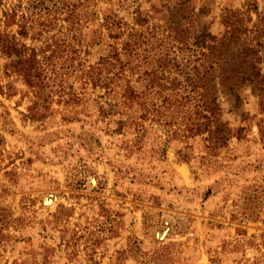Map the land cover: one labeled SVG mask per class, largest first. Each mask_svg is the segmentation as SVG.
<instances>
[{"label": "rangeland", "instance_id": "374dc122", "mask_svg": "<svg viewBox=\"0 0 264 264\" xmlns=\"http://www.w3.org/2000/svg\"><path fill=\"white\" fill-rule=\"evenodd\" d=\"M27 2L0 0V29L4 13L21 14ZM67 2L83 12L76 31L59 14ZM252 2L50 1L57 25L26 42L65 41L68 58L74 50L77 60L75 70L51 79L43 120L28 117L31 89L6 74L0 54V264H264V112L250 90L240 107L247 121L222 99L223 118L244 127L245 137L207 163L200 137L189 140L192 161L180 160L186 143L171 135L181 114L144 119L141 104H122L128 84L157 103L166 94L185 95L172 87L202 76L198 68L209 62L212 44L207 38L198 47L204 31L221 36L222 12ZM258 7L264 10V0ZM32 25L30 35L40 27ZM129 33L137 45L125 54ZM117 53L122 65L113 59L97 67ZM91 67L101 68L99 86L85 77ZM157 68L166 86L149 92L146 72ZM214 72L202 76L208 86L220 75Z\"/></svg>", "mask_w": 264, "mask_h": 264}, {"label": "trees", "instance_id": "16d2710c", "mask_svg": "<svg viewBox=\"0 0 264 264\" xmlns=\"http://www.w3.org/2000/svg\"><path fill=\"white\" fill-rule=\"evenodd\" d=\"M50 1L28 0L21 14L16 9L5 12L4 29H0V54L7 59L6 74L12 73L20 76L34 96L28 106V117L32 120H43L46 117L45 111L48 109L46 102L53 93L50 84L53 76L68 74L76 69L77 51H71L74 56L69 59L66 54L67 46L63 45L65 41L63 44L57 41L54 43L47 41L39 47L28 45L26 42L27 39L32 42L36 41L37 35L43 33L42 30H48L49 27L54 28L57 25V18H60L51 15L54 11ZM63 5L64 9L59 14L63 16L62 21L66 23L65 28H70V31L80 29L79 21L83 14L82 10L75 2H67ZM253 12L256 14V20L253 18ZM45 15L48 17L46 18ZM220 22L224 26L221 36L208 35L207 31H204L197 43L199 48L206 47L202 43L207 38L212 43L209 48L210 53H208L211 56L209 62H206L207 65L200 64L198 68V74L201 71L202 76L207 75L209 71L220 74L210 86L202 76L200 78L187 77L184 82L172 87L173 90L183 89L186 92L185 95L166 94L157 103L152 99L147 100L146 97L141 96L142 93H137L128 84L122 98V104L128 105L129 108L137 103L141 104L144 108L142 114L144 119H147L150 114L154 117H161L166 110L177 113L172 115L173 119L181 114L179 116L180 127L172 130L171 137L184 140L183 142L186 143L184 149L178 151V155L181 161L187 163L193 159L191 150L194 149V145L189 144L190 139L201 138L207 154L202 156L201 160L207 163L206 160L210 161L208 157H218L233 138L241 140L245 137L244 127L234 128L228 120L223 118L225 112L223 98L230 103L231 111L239 114L242 121H247L249 114L242 112L240 107L242 106V95L246 90H250V94L257 100L260 111L264 112V10H259L258 0H253L245 10L225 9L221 14ZM138 23H142V20H138ZM32 24L40 27L35 34L30 35ZM15 25L18 26L16 33L8 30ZM133 36L134 34L129 33L122 44L125 54L133 52L137 45V40L133 39ZM113 57H103L97 67L113 65V59L120 65L123 64L118 53ZM97 67L84 70L85 77L94 87L101 84L100 77L95 75V71L101 69ZM158 72V68L146 72L148 77L144 87L149 92L154 90L163 92L165 89L166 84L158 77ZM150 75L153 76L152 79H149ZM182 107H187L188 111L183 112ZM173 121L166 122V125L173 126ZM143 129L146 130V128ZM260 133L264 138L261 126ZM142 137L144 135L136 142L139 143L138 140H142ZM250 213L252 220L257 219L254 214L257 211Z\"/></svg>", "mask_w": 264, "mask_h": 264}, {"label": "bare ground", "instance_id": "6f19581e", "mask_svg": "<svg viewBox=\"0 0 264 264\" xmlns=\"http://www.w3.org/2000/svg\"><path fill=\"white\" fill-rule=\"evenodd\" d=\"M50 199V198H49ZM48 201V200H47ZM53 200L49 201L48 203H52Z\"/></svg>", "mask_w": 264, "mask_h": 264}]
</instances>
